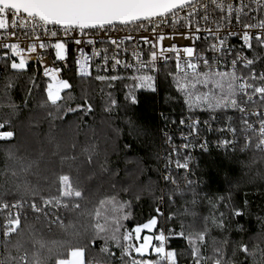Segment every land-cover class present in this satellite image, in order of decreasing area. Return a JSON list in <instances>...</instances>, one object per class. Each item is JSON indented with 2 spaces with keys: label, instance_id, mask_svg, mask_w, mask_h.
Returning a JSON list of instances; mask_svg holds the SVG:
<instances>
[{
  "label": "snow or ice",
  "instance_id": "1",
  "mask_svg": "<svg viewBox=\"0 0 264 264\" xmlns=\"http://www.w3.org/2000/svg\"><path fill=\"white\" fill-rule=\"evenodd\" d=\"M255 12L257 15H252ZM170 25L174 35L168 37L174 39L175 35H180L185 40H191L193 43L190 46L178 47L173 43L170 47H164L163 41L166 39L165 34L159 31L162 26ZM203 25V26H202ZM31 27V34L27 28ZM185 28L184 32H178V28ZM24 30L23 35L29 37L33 42L27 45L25 50L20 46L19 42L7 43L0 41V48L10 49V54L5 53L4 57H0L4 61L2 70L8 73L9 69L12 73H21L28 64L29 57L27 53H37L36 41L39 43L41 50L51 47L55 49L56 60L64 61L67 55V46L64 40L59 39L60 34L77 45L76 51L79 53L76 63V74L80 77H91L90 61L93 57L101 56V53L92 49L91 55L85 54L81 45H94L95 40L92 38L85 39L91 33L92 35L99 34L100 36L108 37L107 43L114 45L117 51L111 57L112 70L118 67L132 68L133 65L127 61L122 62L119 59V49L127 40H132L131 35L112 38L110 33L116 31L137 30L151 33L149 36H141L143 43L151 45L149 58L147 62L141 60L140 54L133 52V57L139 63V68L136 71H143V75H133L130 77L135 83L131 86L126 85L129 91L125 94V109L129 106L136 105L139 101L133 93V89H143L147 92L156 93L157 77L148 74L157 73V46L161 57L165 62L169 59L164 53H175L176 73L171 72L168 75L172 76L175 85V91L184 97V104L188 106L190 112L195 106L207 105V110L215 112L219 109L231 108L233 111L240 113V126L237 127L231 123L232 117H228V127L217 129L216 131L230 132L233 140H218V147L227 148L229 145L240 143L235 137L239 132L243 137V145L241 151H245L255 145L257 151L264 153V112L253 110L249 112V105L256 104V97L259 98V104L264 106V70L256 71L258 66L264 69V0H0V36L3 41L10 37H17V30ZM43 30L45 36L56 38L55 43L51 45L44 43L39 35V30ZM201 33H206L202 41V46L197 47L196 41L201 40ZM236 39L241 43L237 46L230 44L231 39ZM245 50L253 53L251 57L245 54ZM127 52V49H125ZM108 49L103 50V64L97 65V73L107 72V64L109 56ZM10 62V63H9ZM223 69V70H221ZM61 71L57 67H44L43 76L48 78L46 87H43V92L46 94V100L41 104V107L50 105L56 110L58 119H65L69 113L83 112L85 115L93 111V103L85 96L81 97V102L76 103L75 107L70 106V103L75 100V97L64 93V90L72 88L71 83L66 79H61L58 73ZM239 73V74H238ZM95 79L100 82H107V86L112 88V82L123 80L124 77L119 75H100L97 74ZM33 87H41L36 84L35 77L31 79ZM207 89L195 96V104L193 102V92L197 87ZM13 84L11 78L6 80L4 84L5 94L11 89ZM103 91V89H102ZM32 89H28V95L31 96ZM69 106L64 108L61 106V101L65 100ZM171 99V97H169ZM25 107L27 106V98L25 99ZM13 109L17 108L15 104L5 105ZM120 104L114 98L112 93H108V98L105 101L104 111L111 112L118 109ZM201 110H204L203 108ZM63 113V115H60ZM52 116L51 111L48 112ZM163 115V114H162ZM255 117L257 123L251 122V118ZM165 120L168 117H163ZM215 119V117H212ZM9 120L0 122V129L4 128ZM173 125L176 124L172 120ZM200 120L193 119L191 123L186 124L185 119L181 118L180 139L183 141L180 145L173 144V136L168 132L164 133L165 143L169 146V154L167 157L160 158L164 161L163 171L167 174L161 175L160 179L165 182V188L170 183L175 186L173 190L167 193V199L173 201L176 195L183 197L184 192L179 190V184L171 173V164L175 163L176 169H183L186 173L190 172V156H184L181 160V154L189 149L190 138L199 137L201 128ZM207 131H213L209 121L203 122ZM189 129L188 134H184L183 128ZM14 136L12 131H0V140H9ZM127 148L128 145H125ZM204 150H208L207 141L200 145ZM9 153V159H11ZM173 157L175 160L173 161ZM88 163H93L92 157L89 156ZM111 162L105 158L101 164V170L119 175L118 170H115L108 165ZM15 175V172L13 173ZM185 187H190L194 182L185 176ZM125 192L131 189H123ZM151 191V185L147 187ZM59 198L40 197V201L35 198L30 205L31 210L36 213L45 212L52 205L64 208L79 209V200L83 197L81 189L73 183L69 175L59 176ZM161 204L164 202L165 191L161 190ZM11 195V193H6ZM33 197L38 194L33 192ZM139 199V195L136 196ZM64 201H67L65 203ZM224 198L220 197V203H223ZM116 205V209L124 208V205H117L115 197L110 201ZM196 201L193 200L192 203ZM105 203L101 201V204ZM248 201H244L245 207ZM213 213L211 217L204 218V225L201 229L195 232H189L185 235L183 227L179 233L174 229H169L166 226H161V230L157 234L152 230L157 227V216H153L146 223L138 224L129 231H121V225L117 219L115 226L111 228V235L101 236V233H107L109 230L104 226L95 225L97 234L93 237V241L98 237L104 241L100 247V253L104 259L96 261H87V264H114L116 253L113 248L120 250L121 264H178L179 254L176 250L168 247L169 235L178 236L187 241L190 248L192 264H264V247L260 246L259 242L253 243L249 240L247 243L240 242L234 244L229 239L225 238L220 243L223 249L216 245L212 248V255H205L204 246L208 244V237L212 228H216L221 232L226 230V222L231 221L232 217H240L243 212L235 205L229 207L228 204H223L226 211H221L217 207V202H212ZM11 208L21 207V203L9 205L8 202H0V210H8ZM157 215H163L160 208L156 209ZM219 215H216V213ZM99 215V212H97ZM128 219V216H124ZM172 216L166 218L171 221ZM21 227L20 213L9 215L4 219L2 224L3 245L7 251L12 243V236L18 234V229ZM67 231L71 225L65 226ZM147 229L152 232V235L143 236L142 243L138 246L132 241L139 242L141 233ZM243 231L242 227L238 229ZM169 233L166 235L165 233ZM135 234L133 237L132 234ZM153 241L157 243H153ZM111 242V243H110ZM43 249L45 244L39 242ZM55 243V242H54ZM231 247V255H229V245ZM252 245V247H250ZM16 247L19 252L22 245L17 242ZM135 252L136 256H132ZM154 254L155 258H148ZM237 256H243L242 260H237ZM259 257V259H258ZM86 264L85 249L79 246H74L70 242H60L55 248H48V255H41L39 252H32L31 259L29 253L24 250L23 254L14 257L8 256L6 259H0V264Z\"/></svg>",
  "mask_w": 264,
  "mask_h": 264
},
{
  "label": "trees",
  "instance_id": "2",
  "mask_svg": "<svg viewBox=\"0 0 264 264\" xmlns=\"http://www.w3.org/2000/svg\"><path fill=\"white\" fill-rule=\"evenodd\" d=\"M3 63L2 60L1 65ZM169 72L176 73L171 63L163 66L156 80V93L133 89L139 102L127 109L125 94L129 88L126 85L135 83L130 79L133 75L143 74H110L124 79L112 82L114 86L109 88L107 82L97 81L94 76L76 77L69 72L66 80L71 83L72 88L64 90L62 95L67 93L75 97L70 103L72 107L85 96L94 107L90 114L69 113L61 120L56 118L57 113L52 106L41 107L46 100L43 92L45 82L36 78V84L41 87H33L32 70L21 73H12L10 69L8 73L2 71L0 122L9 120L6 127L14 132V136L0 141V202H30L34 198L40 201L41 196L45 199L59 198L60 175H69L83 192V197L79 200V209L60 207L57 220L42 213L21 215V227L18 234L12 236V243L7 251L4 249L3 239L1 241V259L18 257L24 250L28 251L30 259L34 251L42 256L48 255V248H55L60 242H70L85 249L86 264L90 260L102 261L104 257L99 250L104 241L98 237L93 241L97 234L95 225L100 224L109 230L101 233V236H110L117 219L121 231L131 232L138 224L157 216L158 225L153 232L158 234L161 226H166L179 233L183 227L187 235L201 229L204 218L211 217L212 202H217L221 211H226L223 204L226 203L229 207L235 204L243 215L227 221L224 232L212 228L208 244L204 246L205 255H212L214 241L223 249L220 242L225 238L234 244L251 240L264 247V153L257 151L254 144L245 151H241L242 144H238L232 150L213 149L198 153L190 175L171 171L178 181L179 190L185 195H176L174 202L167 199V193L175 186L169 183L165 188V182L160 179L164 172V161L160 158L168 156L169 147L160 141L158 113L161 111L165 116L171 117L173 114H198L202 108L209 111L207 105H200L190 112L184 104V97L175 91ZM9 78L13 87L5 94L4 84ZM29 88L32 89L31 96L28 95ZM190 91L193 92L195 104V96L207 89L198 86L195 90L190 88ZM108 93H112L120 104L118 109L111 112L104 111ZM9 104H15L17 108L5 106ZM61 106H69L66 96L61 101ZM49 111L53 113L52 116L48 115ZM237 136L239 141L243 140L239 132ZM9 153L12 154L11 159ZM89 156L93 160L91 164L88 163ZM105 158L111 162L108 167L118 170V176L101 170ZM186 175L194 182L190 187H185ZM149 185L151 191L146 190ZM125 188L131 190L125 192ZM162 189L165 191L164 211L161 212L163 215H157ZM33 192L38 195L33 197ZM137 195L139 199L136 198ZM113 197L117 205H124L119 212L116 205L110 202ZM220 197L224 198L223 203L218 202ZM193 200L196 202L192 203ZM245 200L248 201L246 207ZM101 201L105 203L101 204ZM40 204L43 205L42 201ZM125 215L128 219L123 218ZM168 216L173 219L166 222ZM4 219L5 216L0 213L1 228ZM61 223L71 227L66 231ZM241 227L243 231L238 230ZM165 234L169 235L167 232ZM132 235L135 236L134 233ZM17 242L22 245L19 252L14 247ZM39 242L45 244L43 249ZM132 242L138 245L135 240ZM232 246L229 245V255ZM168 247L178 252V264H192L186 240L169 235ZM113 251L117 257L114 264H121L120 250L113 248ZM132 256L135 257L136 253L133 252ZM148 258H155L154 254ZM242 259L243 256H237V260Z\"/></svg>",
  "mask_w": 264,
  "mask_h": 264
},
{
  "label": "built area",
  "instance_id": "3",
  "mask_svg": "<svg viewBox=\"0 0 264 264\" xmlns=\"http://www.w3.org/2000/svg\"><path fill=\"white\" fill-rule=\"evenodd\" d=\"M252 15H257V13L253 12ZM203 26V25H202ZM24 30H17V37H19V40H17V38L15 37H10L8 40L3 41L2 36H0V41L2 42H7V43H16L19 42L20 46L22 48H24L25 50L27 49V45L31 42H33L29 37H25L22 33ZM27 31L29 34H31V27L29 26L27 28ZM159 31H162L165 36L166 39L163 41V45L164 47H170L173 43H175L178 47L183 48L184 46H190L193 42L191 40H185L183 39L180 35H175L174 39H170L168 37H172L174 35L173 33V29L170 25L168 26H162L161 29H159ZM178 32H184L185 28L183 27H179ZM39 35L41 36V40L46 43L51 45L52 43H55L56 38H50V36H45L43 30H39ZM112 38H118V37H123L126 35H131L133 37L132 40H127L124 42V44H122L120 46L119 49V59L124 62L127 61L128 63L132 64L133 67L132 68H124V67H118L116 70H112V60L111 57L113 56V54L117 51V49L115 48L114 45H110L109 43H107L108 37H104V36H100L99 34L97 35H92L91 33L89 34L88 37H85V39L88 38H92L95 40V44L94 45H81L79 47H83L85 50V54L87 55H91L92 53V49L93 47L96 48V50L98 52L101 53V56L99 57H93V59L90 61V65H91V77H95L97 74L100 75H110V74H137V73H141V74H145L143 71H136V69L139 68V63L135 60V58L133 57V52L135 51L136 53L140 54L141 60H143L144 62H147L148 58H149V52L151 50V45L148 44H144L143 40L141 39V36H149L150 38L154 39V37H151V33L149 32H143V31H137V30H128L125 29L123 31H116V32H112L110 33ZM207 35L206 33H201V40L200 41H196L197 47H201L202 46V41L204 39V36ZM59 39L64 40L66 42V46H67V55H66V59L64 61H59L56 60L55 57V49L48 47L46 49L41 50L39 48V43L41 41H36V46H37V53H27L25 51V54L29 57L28 59V64L26 65V68L22 71V72H27L29 70L33 71V77L39 78L41 80H43L45 82V87L47 85L48 78L43 76V71H44V67H57L60 68L61 71L58 73L59 78L61 79H66V75L67 73H73V75H75L76 77H80L76 74V63L75 60L77 58V56L79 55V53L76 51L77 49V45L74 44V42L68 40L67 38H65L63 36V33L60 34ZM241 42L236 40V39H231L230 40V44H234V45H239ZM107 48L108 49V53L107 55L109 56V62L107 64V68L108 71L104 72L101 71L99 73H97V65L98 64H103V50ZM125 49H127V52H125ZM157 56H158V60H157V68L159 69V71L157 73H151L149 72L148 74L150 75H154L158 78V76L161 74L163 66L167 63H171L176 71V59H175V53H164L163 55L168 56L169 59L167 60V62H165L161 57V53L159 51V46H157ZM9 53L10 54V49H3L0 48V57H4L5 53ZM245 54L249 55L251 57V55H253V53H249L247 50H245ZM2 59H0V68H2L1 65ZM223 70V69H221ZM262 69L261 66H258L256 68V71L259 72ZM2 73V70H0V75ZM239 74V73H238ZM257 103L253 104V105H249V112L253 111V110H260L261 112H264V106H261L259 104V98L256 97L255 98ZM163 114V115H162ZM159 115V123H160V141H162L163 145H167L165 143V138L162 137V133L164 134L165 132H168L169 134H171L173 136V144L175 145H180L181 143H183V141H181L180 139V125H179V121L181 118L185 119L186 124L191 123V120L193 119H199L201 124H200V128H201V132L199 137H192L190 138V147L189 149L185 150L182 154H181V160L183 161V157L184 156H190V172L186 173L185 170L183 169H176L175 168V163L173 162L171 164V171L175 170V171H181L184 174L190 175L191 174V166L192 164L195 162L196 160V155L200 152H206L204 151L200 145L203 144L205 141H207V145H208V150H232L233 148L237 147L238 144H241L242 141H240V143L236 144V145H229L227 148L225 147H218L217 146V141L218 140H233L234 137L233 135L228 132V131H224V132H220V131H216L217 129H221V128H227L229 125V120L228 117H232V121L231 123L237 127L240 126V113L237 111H233L231 108L226 109V112H221L216 110L215 112L212 111H205L201 110L200 112H198V114H186V115H178V114H173L171 117L169 116H165L164 113H162L161 111L158 113ZM206 115V117H204ZM215 117V119H213L212 117ZM163 117H168L167 120H165ZM172 120L176 121V124L173 125L171 123ZM204 121H209L211 123L212 129L213 131L209 132L207 131V129L205 128L203 122ZM251 122H253L254 124L257 123L256 122V118L252 117L251 118ZM7 124L5 125L4 128L0 129V131H11L7 129ZM189 129L187 127L183 128V132L184 134H188ZM236 139H238V136L235 137ZM3 141V140H0ZM243 145V144H242ZM168 146V145H167ZM169 147V146H168ZM175 160V157H173V161ZM163 174H167L166 172H162ZM16 202H12L9 203V205L17 203ZM21 203V207L18 208H11L9 207L8 210H0V213L3 214L5 216V218L9 215V212L14 216L16 215L17 212L20 213V216L23 214H34L37 215L39 213L33 212L31 210V203L30 202H23V201H19ZM163 204V203H162ZM160 202V206L162 207L163 205ZM41 207H43V205H41ZM60 207H57L55 205L50 206V208L48 209V211L45 212H40L42 214H48L50 215L49 217H52L54 220L58 219V209ZM164 208V206H163ZM163 208H160V211H163ZM163 213V212H162ZM0 232H2V228H1V220H0ZM3 237L2 235H0V244L2 241ZM1 259V258H0Z\"/></svg>",
  "mask_w": 264,
  "mask_h": 264
},
{
  "label": "rangeland",
  "instance_id": "4",
  "mask_svg": "<svg viewBox=\"0 0 264 264\" xmlns=\"http://www.w3.org/2000/svg\"><path fill=\"white\" fill-rule=\"evenodd\" d=\"M219 110H226V109H219ZM162 137H164V134L162 133ZM241 144H243V140H242V143ZM242 147V146H241ZM163 205V204H162ZM157 207H159V208H163V206L161 207L160 206V200L158 201V205H157ZM163 211H164V208H163ZM162 211V212H163ZM154 230V229H153ZM152 230V231H153ZM145 235H152V232H149L147 229H145V230H143L142 231V233H141V240L138 242V243H142V239H143V236H145ZM153 243L155 244V241H153ZM138 246V245H137ZM0 258H1V255H0Z\"/></svg>",
  "mask_w": 264,
  "mask_h": 264
}]
</instances>
